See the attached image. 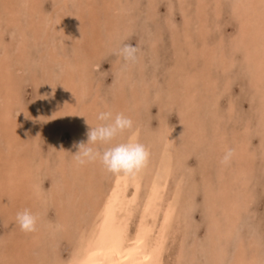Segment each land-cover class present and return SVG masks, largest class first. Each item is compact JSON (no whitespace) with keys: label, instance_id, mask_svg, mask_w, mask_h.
Returning a JSON list of instances; mask_svg holds the SVG:
<instances>
[{"label":"rangeland","instance_id":"obj_1","mask_svg":"<svg viewBox=\"0 0 264 264\" xmlns=\"http://www.w3.org/2000/svg\"><path fill=\"white\" fill-rule=\"evenodd\" d=\"M123 43L141 50L127 68L112 54ZM3 108L0 264L71 260L74 228L117 176L73 156L107 110L134 121L113 145L135 137L151 153L128 249L151 198L150 251L167 233L159 264H264V0H0ZM25 209L38 230L15 233Z\"/></svg>","mask_w":264,"mask_h":264},{"label":"bare ground","instance_id":"obj_2","mask_svg":"<svg viewBox=\"0 0 264 264\" xmlns=\"http://www.w3.org/2000/svg\"><path fill=\"white\" fill-rule=\"evenodd\" d=\"M95 66H97L96 63H95ZM46 69H47V67H46ZM63 87H65V86H63ZM61 102H59L57 105H61ZM72 104L73 103H71V105ZM142 107H143V105H142ZM5 108L7 109V107H5ZM5 108H3V110H0V111H1V114H4L5 118H7V113L5 111ZM66 108H67V106H66ZM71 115H72V113H71ZM62 116H64V113ZM67 119H69V118H67ZM59 136H61V135H59ZM58 138H60V137H58ZM86 140L87 139L85 138V141ZM75 150H77V149H75ZM63 154H64V152H63ZM48 159H47V161H48ZM97 162L100 164L99 161H97ZM72 171H74V170H72ZM140 175L141 174H138L134 178H130V177L124 176L122 174L115 176V178L113 179V181L111 183L109 192L105 194V197L102 199L100 206L96 207V210H95V208L92 209V213H93V210H95V212H94V215L92 217L90 216L91 217L90 220L92 222L91 225L88 224V225H90L89 227L80 226L82 228H74L75 233L79 232L78 233L79 241L75 245V248L72 251L71 260L64 262V261L58 259L55 264H159L160 256L162 254V251H163V248H164V245L166 242V238H167L166 231L163 234L161 240L159 241V243L157 244L156 247H154V245L152 244L154 249L151 247V250L153 249V251H150L149 246H151V245L148 246L147 243L145 242L146 233L148 230V220L150 219V216L153 215V213L155 212V209L157 207L154 199L150 198V202L146 206L145 213L143 215L141 214L142 215L141 217L143 218L142 223H141V225L139 223L140 227L137 228L135 240L133 239L134 243H132L133 244V245L131 244L132 247L129 248V249H131L130 251L128 249V243L126 242V233H127L126 232V224L128 221V217L126 216L125 212H127L128 207H132L130 205L137 203V201L140 198L141 189H142L141 183L143 181V180H141ZM68 176H70V175H68ZM68 176H67V178H68ZM105 176H107V175H105ZM156 176H157V174L156 173L154 174V172H153L152 177L155 178ZM70 179L68 178L69 181H70ZM63 181H65V180H63ZM66 183H68V182H66ZM94 184H96V183H94ZM149 186H151V185H149ZM99 187L101 188V185ZM99 187L97 189H99ZM56 198H57L56 201H57L59 207L61 208L60 210L63 211V213L66 211L67 212L71 211V210L70 211L67 210L65 208V206H63L62 197L58 196ZM92 203H94V202H92ZM4 207L5 208H3V209L1 207L2 210L1 209L0 210L2 212L1 214L6 216V215H8L9 211L6 209V206H4ZM74 209L75 208H73V210L70 213H73L75 211ZM129 210H131V208H129ZM68 218H71L70 220L73 221V215L70 216L68 214H65L64 217L62 216L63 221H61V222L63 223V225H64V221H67V224L69 223L70 220H68ZM59 219H61V217ZM139 221H140V219H139ZM63 225L60 228L67 230L69 226L68 225L63 226ZM13 230H14V228H13ZM14 232L22 234V231H20V230H18V231L14 230ZM16 236H15V241H18V240L22 241L19 237L16 238ZM148 236H150V235H148ZM153 243H155V242L153 241ZM14 246H15V244H14ZM6 247H8V246L6 245ZM32 251H34V250H31V252ZM9 254H10V252H9ZM10 255L13 256L12 254H10ZM14 255H15V253H14ZM40 261L41 260L37 261L36 263L42 264V262H40ZM42 261H44V260H42ZM14 263H15V261H14ZM16 263H18V262H16Z\"/></svg>","mask_w":264,"mask_h":264},{"label":"clouds","instance_id":"obj_3","mask_svg":"<svg viewBox=\"0 0 264 264\" xmlns=\"http://www.w3.org/2000/svg\"><path fill=\"white\" fill-rule=\"evenodd\" d=\"M140 51L138 46L123 43L112 54L121 57L124 67L127 68L138 62ZM96 118L100 123L88 131L87 143L81 141L76 145L78 150L73 156L77 164L83 166L99 161L109 173L136 177L150 162L151 153L148 147L135 137L113 145V141L121 134L133 130L134 121L122 112L114 114L111 110L100 111ZM234 154V149H226L220 163L227 166L231 163ZM39 219L38 215L28 209L16 215V222L26 234L38 230Z\"/></svg>","mask_w":264,"mask_h":264}]
</instances>
